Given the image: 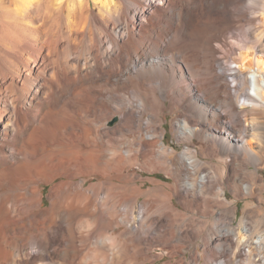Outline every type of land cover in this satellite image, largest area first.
Returning a JSON list of instances; mask_svg holds the SVG:
<instances>
[{
  "label": "bare ground",
  "instance_id": "obj_1",
  "mask_svg": "<svg viewBox=\"0 0 264 264\" xmlns=\"http://www.w3.org/2000/svg\"><path fill=\"white\" fill-rule=\"evenodd\" d=\"M255 67L264 0H0V264H264Z\"/></svg>",
  "mask_w": 264,
  "mask_h": 264
},
{
  "label": "rangeland",
  "instance_id": "obj_2",
  "mask_svg": "<svg viewBox=\"0 0 264 264\" xmlns=\"http://www.w3.org/2000/svg\"><path fill=\"white\" fill-rule=\"evenodd\" d=\"M235 64H233L234 66ZM248 78H249V89L247 92H250L251 94H254V96L258 97V94H262L261 92H263L262 90L264 89V72H261L257 67L253 68V70L251 69L249 71V73L247 74ZM259 84V85H258ZM262 89V90H261ZM244 97L241 98V102L244 101ZM251 104V103H250ZM251 108V106H249L247 109ZM252 115V114H251ZM258 116L260 117V120L261 121H264V113H260L258 114ZM172 118V114L170 113V109L169 107L166 109L164 115H163V119L165 120V124H164V127L167 129V134L165 136V141L168 143V144H172V145H176L180 148V145L176 142V140L174 139L173 137V134H172V128H171V125H170V120ZM259 120V121H260ZM260 121V122H261ZM114 122V121H113ZM111 120L109 121V124L113 123ZM263 124V126H262ZM261 127V133L262 134V137H263V141H264V122H262L260 125ZM263 127V128H262ZM263 129V130H262ZM147 138V136H145ZM195 139V142L197 145H200V144H204L205 142L202 141V140H199L198 138H194ZM262 154V160H263V164L262 166L258 169V174H259V177L264 179V147H263V150L261 152ZM250 168H253L255 169L254 166H250ZM135 172H139V169L137 168H134L133 169ZM147 175V173H145ZM158 175H163L164 174H158ZM163 178V177H162ZM151 185L149 182L147 183V186ZM47 191V189H45V192ZM261 196H262V199H261V202H259V198L258 196H254V197H250V198H244V197H241V198H238L236 200V203H237V216L235 217V224L238 223V220L241 219L245 213H246V208H245V205L247 204V202H252V203H255L256 205L257 204H261V207L263 208V211H264V190L261 192ZM226 197L230 200H235V197H234V193L232 190L230 189H227L226 191ZM175 203L177 202V200L175 199L174 200ZM47 199L45 200V205L47 204ZM177 204V203H176ZM261 218L264 219V213L262 212V215H261Z\"/></svg>",
  "mask_w": 264,
  "mask_h": 264
}]
</instances>
